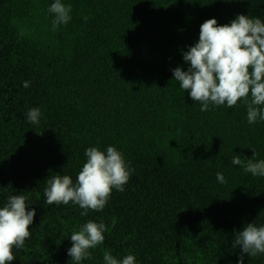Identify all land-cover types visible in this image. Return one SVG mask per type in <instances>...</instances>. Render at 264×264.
I'll list each match as a JSON object with an SVG mask.
<instances>
[{
	"label": "trees",
	"instance_id": "trees-1",
	"mask_svg": "<svg viewBox=\"0 0 264 264\" xmlns=\"http://www.w3.org/2000/svg\"><path fill=\"white\" fill-rule=\"evenodd\" d=\"M53 3L0 0V207L24 195L36 210L12 264H75L70 237L89 220L110 231L80 264H104V250L136 264H239L237 232L264 226V177L231 161L264 160V121L250 124L242 102L201 111L172 70H188L203 22L264 21V0H61L71 20L55 31ZM109 146L134 171L102 212L47 204L48 178L75 183L86 150Z\"/></svg>",
	"mask_w": 264,
	"mask_h": 264
},
{
	"label": "clouds",
	"instance_id": "clouds-1",
	"mask_svg": "<svg viewBox=\"0 0 264 264\" xmlns=\"http://www.w3.org/2000/svg\"><path fill=\"white\" fill-rule=\"evenodd\" d=\"M48 11L54 14V31L71 20V5H65L61 0H55ZM183 59L190 66L187 71L183 67L173 69L174 80L194 102L202 105L201 111H209V105L226 104L232 108L242 102L247 105L250 124L258 119L264 121V21L243 14L230 24L220 25L217 19H208L200 26L199 41L183 53ZM23 86L28 88L30 84L25 81ZM27 119L38 125L41 110L30 109ZM85 155L87 162L75 183L68 175L57 174L47 179L44 190L47 204H75L83 209L81 216H88L90 211L104 210L113 190H125L134 169L129 167L121 151L109 146L105 153L90 147ZM231 163L253 176L264 177V160L242 159L235 155ZM216 175L219 183H227L222 173ZM28 206L24 195H11L6 206L0 207V264H12L16 259L14 249H24L25 241L32 235L30 226L36 210L29 211ZM109 231L102 221L89 220L81 225L70 237L72 246L68 255L72 261L80 264L91 259V250L104 244L105 233ZM233 247L242 249L239 264H244L245 255L264 254V226L254 222L247 224L237 232ZM103 260L104 264H136L134 255H126L120 260L110 250H104Z\"/></svg>",
	"mask_w": 264,
	"mask_h": 264
}]
</instances>
